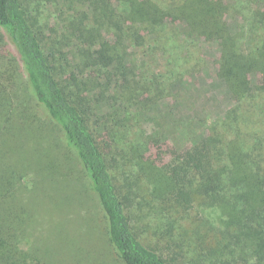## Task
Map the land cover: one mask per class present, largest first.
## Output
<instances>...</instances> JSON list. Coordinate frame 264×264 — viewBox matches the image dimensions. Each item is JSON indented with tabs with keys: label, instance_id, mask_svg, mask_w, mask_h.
<instances>
[{
	"label": "trees",
	"instance_id": "obj_1",
	"mask_svg": "<svg viewBox=\"0 0 264 264\" xmlns=\"http://www.w3.org/2000/svg\"><path fill=\"white\" fill-rule=\"evenodd\" d=\"M31 1L0 0V28L36 103L78 158L120 261L264 264V0ZM47 7L57 25L50 40ZM201 39L219 48L216 77L231 105L186 152L156 167L142 151ZM255 75L261 85L250 81ZM21 89L12 80L10 108L0 88V264H65L44 242L16 249L44 214L46 242L64 239L72 264H106L90 239L59 228L83 206L69 196V176ZM101 125L125 150L123 162L116 153L110 164L101 151Z\"/></svg>",
	"mask_w": 264,
	"mask_h": 264
},
{
	"label": "rangeland",
	"instance_id": "obj_2",
	"mask_svg": "<svg viewBox=\"0 0 264 264\" xmlns=\"http://www.w3.org/2000/svg\"><path fill=\"white\" fill-rule=\"evenodd\" d=\"M42 12V22L47 24L45 36L50 40L55 38L56 20L53 19L54 13H52L51 7L42 8ZM224 19L228 24L233 21L227 17ZM173 27L179 29L178 24H174ZM218 59L219 48L216 43L207 42L204 39L198 41L187 65L188 75L179 81L176 87H173V90L168 92V97L160 105V108L164 110L158 109L161 114L157 119L159 120L160 131L157 132L154 139L147 142L145 150L142 151L143 160L159 167L169 162L173 157L183 154L192 146L193 140L203 135L206 128L213 124L217 118L222 117L224 111L230 107L231 100L225 95L226 87L216 77ZM159 63H161L159 58H152V68L159 67ZM249 78L253 84H262L260 75L250 76ZM12 80H14V83L22 85L21 91L28 102L27 104L32 111L36 112L37 124L41 125L51 146L54 145L52 153L54 152V156L58 158L69 176L66 185V189L69 190L67 191L68 194H71L69 196L78 199L83 206L75 210L78 214L77 217L75 214L70 216L69 225L59 228L72 232L77 239H90L88 242L103 253L108 264H123L109 243L104 215L78 158L66 146L62 132L50 122L44 108L36 103L18 55L8 36L0 28V88L10 97L8 100L10 108L15 104V99L9 94ZM3 93H0V96H3ZM169 106H172L170 113L167 109L165 110ZM149 124L156 127L152 120ZM151 125H144L148 133ZM95 136L101 151L106 155L110 164H114L116 160L118 162V158L115 159L116 153L122 156L120 163L123 162L125 150L121 151V147L113 143L106 130L103 129V125L96 128ZM75 217L77 219H74ZM87 217H89L91 223L78 226V223ZM37 220L40 226L33 228V230L28 229L26 234H23V238L16 240L17 251L25 254L31 244H36L39 247L44 242L47 254L55 255L65 264H72L75 259L67 251L64 239L46 242L47 239L51 238L47 234L51 232L48 215L39 216ZM83 232H85L86 238L81 236V234H84ZM52 260L54 259L52 258Z\"/></svg>",
	"mask_w": 264,
	"mask_h": 264
}]
</instances>
